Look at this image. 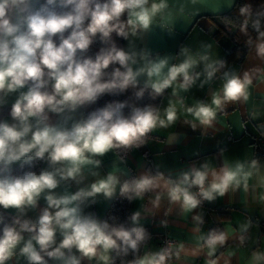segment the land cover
<instances>
[{
	"label": "clouds",
	"instance_id": "clouds-1",
	"mask_svg": "<svg viewBox=\"0 0 264 264\" xmlns=\"http://www.w3.org/2000/svg\"><path fill=\"white\" fill-rule=\"evenodd\" d=\"M232 2L227 0V5ZM169 7L168 0H0V107L15 95L11 121L0 120V208L16 211L11 222L0 215V264L17 260L115 264L116 258L121 264H173L185 253H204L207 264H218L217 250L226 245L229 235L219 228L201 233V214L192 215L194 232L201 233L195 248L167 243L142 255L150 234L141 220L155 215L165 200L181 214H191L204 201L237 191L251 192L264 202V164L257 158L225 159L219 168L206 158L167 173L157 165L131 178L127 173L97 171L105 154L114 152L123 161L133 149L147 144L154 130L178 120L171 100L163 117L157 106L139 107L128 101L109 102L76 117L78 109L102 95L133 89L137 100L146 93L156 99L172 89L176 102L183 104L180 93L189 92L197 82L203 87L219 80V88L208 99L186 108L192 120L185 119L184 124L204 134L215 127L218 114L229 105L247 102L254 81L264 77V4L254 8L245 3L236 20L223 19L230 31L234 27L246 37V48L262 62L243 73L226 67L209 43L201 42L196 49L182 46L174 57L137 49L134 40L158 19L164 20ZM113 34L128 40L129 48L117 46ZM97 40L102 45L99 51L87 55ZM110 66L115 67L108 71ZM126 107L130 109L127 116ZM52 116L58 120L53 122ZM176 139L175 133L167 144ZM35 160L46 161L47 167L39 173L14 174V164L19 162L23 168ZM88 176L93 179L86 186L69 190L72 182L80 185ZM61 185L65 188L59 193ZM117 189L129 202L146 201L128 218L130 226L118 223L116 217L110 223L83 212V205L95 203L101 195L111 199ZM41 198L46 206L36 220L26 218ZM161 224L167 226V221ZM252 226L250 218L239 226L241 245L249 239ZM129 253L131 260L125 259ZM248 264H264V251H252Z\"/></svg>",
	"mask_w": 264,
	"mask_h": 264
},
{
	"label": "crops",
	"instance_id": "crops-1",
	"mask_svg": "<svg viewBox=\"0 0 264 264\" xmlns=\"http://www.w3.org/2000/svg\"><path fill=\"white\" fill-rule=\"evenodd\" d=\"M227 5V0H168L169 15L164 20H157L149 31L142 34L134 40V46L137 49H150L155 56L174 57L182 46H190L193 49L199 47L200 43L212 44L214 55L218 58H224L226 51L232 47L231 33L228 29L227 34L219 40L215 39L214 32L216 25H221L218 15L227 12L234 5ZM171 29V31H169ZM123 48H129V41L124 40ZM175 62V61H172ZM262 62L255 58L254 52H249L246 48L241 62L233 61L226 64L228 68H235L241 73L245 70L261 66ZM219 80H213L203 87L199 82L187 93H180L184 97L183 104L176 102V97L172 96V89L165 91L161 97L160 110L163 117V110L168 106L169 101L176 103L178 110L177 122L168 128H157L154 130L153 137L142 147L133 149L129 152L123 161L118 159L114 152L105 154L100 159L101 166L97 169L101 175L109 172L127 173L128 177L140 175L148 169L151 163L153 169L159 165L161 171L176 172L186 168L194 161H203L209 159L211 163L219 168L226 159L229 162L235 160H250L257 158L264 164V157L258 155L254 139L264 137V77L254 81V86L250 89V96L247 102H239L229 105L225 112L218 114L217 123L214 128L202 134L201 129L193 130L190 126L184 124V120H192L187 114L186 108L195 104L196 100H206L210 93L218 89ZM15 100V95L8 98L7 104L11 106ZM93 104L85 105L78 109L75 114L77 118L81 114L86 116V112L91 109ZM2 120L11 118L6 115ZM53 122L58 117L52 116ZM177 134V139L172 144H167L168 137ZM223 150V155H221ZM149 154V159L145 154ZM17 162L13 165H19ZM47 167V162L41 160L42 168ZM14 174H17L14 172ZM92 177L77 185L74 182L70 184L69 190L75 192L79 187H84L92 181ZM65 185H61L56 191L62 193ZM264 191V190H262ZM119 193H116L111 199H105L102 195L96 198L95 203H86L82 206L85 214L92 213L101 219L106 213L108 207L116 199ZM146 201L134 200L130 204V215L140 209ZM46 206L43 198L39 201L35 210H30L26 218L33 221L39 215L40 210ZM169 210V215L165 212ZM0 212L10 218L16 215L14 209ZM201 214L204 224L201 226V233L206 234L212 229L225 230L229 239L226 245L217 250L216 258L218 264H248L249 257L254 250L264 251V202H258L253 198V193L245 194L237 191L233 194H226L218 197L214 201H204L202 205L193 210V213L181 214L179 209L171 206L168 202L162 201L161 208L155 215L146 216L141 220V225L148 230L150 239L147 245L141 248V255L148 251L159 250L156 237L162 231L174 239L175 244H184L187 249L195 248L198 243V236L201 233L194 232L195 225L192 222V215ZM251 219L253 226L249 230V239L244 245L239 243V226ZM166 220L167 226H163L161 221ZM130 223V221H129ZM9 264H24L22 260L9 262ZM83 264H88L84 261ZM92 264H96L95 261ZM173 264H207V258L204 253L199 256L182 254L181 259L174 261Z\"/></svg>",
	"mask_w": 264,
	"mask_h": 264
},
{
	"label": "trees",
	"instance_id": "trees-1",
	"mask_svg": "<svg viewBox=\"0 0 264 264\" xmlns=\"http://www.w3.org/2000/svg\"><path fill=\"white\" fill-rule=\"evenodd\" d=\"M245 3H251L253 5V7L256 8L260 4H264V0H235L234 5L230 10H228L227 12L222 13V14L217 16L221 22V25H219V24L216 25V29L214 32L215 39L219 40L223 35L227 34V32H228V27L224 24L223 19L228 18L231 20H236L238 18L239 7ZM250 32L252 33L253 36L256 35V33L254 31H252L251 29H250ZM230 37H231V42L233 45L230 49H228L226 51V54H225L223 60L226 62V64L231 63L233 61H236L237 63H239V62H241V60L243 59V56L245 54L246 37L240 35V33L238 31H236L234 27H233V32L231 33ZM113 39L115 40L117 46L123 48L125 39L117 37L115 34H113ZM101 46H102L101 43L97 40L96 42H94L90 46V49H89L87 55L94 56L99 51ZM116 66H118V65H116ZM112 67H115V66H110L108 71H111ZM161 97L162 96H159L156 99H152L146 93L142 99L137 100L134 96V90L133 89H128L126 92H124L122 94H116V95L104 94L95 103H93L92 108L86 112V115L88 113H90L91 111H94L97 108H101V107L105 106V104H107L109 102H116V101H119V102L128 101L130 104H135L136 106H139V107H143V106L148 105V104L159 107ZM10 108H11V106L0 107V120H2L6 115L9 114ZM129 112H130V109L126 107L124 109V114L127 116L129 114ZM152 137H153V133H150V139ZM144 146H142V147H144ZM142 147H140V148H142ZM145 154L147 155V157L149 159L150 157H149V154L147 151H145ZM40 166H41V160H35L32 162L31 165H24L23 168L20 167V164L16 165L13 167V170L17 174H21L23 171H27V170H32V171L37 172L39 170ZM150 168L153 169L151 166V163L148 165V169H150ZM131 177H135V176L133 174H131L128 178H131ZM130 204H131V202H129L126 198L121 197L120 194L118 193L116 199L108 207L106 213L101 218V220H108L111 223L112 222L111 218L116 217L118 223H125V224L130 226V223L128 220L129 215H130ZM0 215H2L4 217L5 222H11L12 218L8 217L7 215H5L1 212H0ZM2 227H3V225L0 224V228H2ZM146 231L148 232L147 229H146ZM140 254H141V250H140ZM133 258H134L133 254L129 253V255L125 259L131 260ZM115 264H121L119 258H116Z\"/></svg>",
	"mask_w": 264,
	"mask_h": 264
},
{
	"label": "built area",
	"instance_id": "built-area-1",
	"mask_svg": "<svg viewBox=\"0 0 264 264\" xmlns=\"http://www.w3.org/2000/svg\"><path fill=\"white\" fill-rule=\"evenodd\" d=\"M254 144L258 155L264 157V137H257L254 139ZM156 240L158 242L159 249L165 247L167 243L175 244L174 239L171 238L165 230L157 235Z\"/></svg>",
	"mask_w": 264,
	"mask_h": 264
}]
</instances>
